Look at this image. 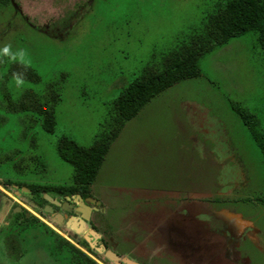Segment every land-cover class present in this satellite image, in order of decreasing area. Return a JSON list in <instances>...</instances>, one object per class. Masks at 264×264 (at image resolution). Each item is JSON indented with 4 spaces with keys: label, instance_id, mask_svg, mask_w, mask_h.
I'll return each instance as SVG.
<instances>
[{
    "label": "rangeland",
    "instance_id": "rangeland-1",
    "mask_svg": "<svg viewBox=\"0 0 264 264\" xmlns=\"http://www.w3.org/2000/svg\"><path fill=\"white\" fill-rule=\"evenodd\" d=\"M73 1L0 0V183L12 184L0 188V264H85L40 224L23 229L14 206L72 240L21 187L71 186L59 140L90 148L110 136L124 89L190 47L202 52L199 76L152 98L111 141L89 187L103 206L97 221L113 250L140 264H264L257 34L204 41L217 0Z\"/></svg>",
    "mask_w": 264,
    "mask_h": 264
},
{
    "label": "trees",
    "instance_id": "trees-1",
    "mask_svg": "<svg viewBox=\"0 0 264 264\" xmlns=\"http://www.w3.org/2000/svg\"><path fill=\"white\" fill-rule=\"evenodd\" d=\"M206 26L207 29L203 36L204 41L206 40L205 37H209V42L221 45L232 38L254 31L264 50V0H217L214 10L207 17ZM209 47L211 46H207L206 49ZM189 49L185 53L184 51L175 52L168 58L162 71L158 73L148 72L142 77L136 78L124 89L115 104L116 127L110 136L102 138L100 142L90 148L82 147L65 136L59 140L58 154L60 158L75 169L74 182L68 194L77 192L81 187L89 189L95 182L110 143L117 138L125 121L133 119L148 101L162 91L180 81L199 76L198 57L202 52L196 51L198 48L191 49L190 47ZM26 75L30 78L34 77L30 71ZM238 111L247 123L251 124L249 121L251 116L244 110L238 109ZM44 115L46 120L45 129L53 134L55 132L53 113L47 110ZM256 140L264 156V135H256ZM48 190V187L43 188V192ZM40 198L45 201L44 198ZM32 218L42 226V231L45 234L56 236L57 240L64 242L69 249L80 252L37 218ZM82 255L91 264H96L84 254Z\"/></svg>",
    "mask_w": 264,
    "mask_h": 264
},
{
    "label": "flooded vegetation",
    "instance_id": "flooded-vegetation-1",
    "mask_svg": "<svg viewBox=\"0 0 264 264\" xmlns=\"http://www.w3.org/2000/svg\"><path fill=\"white\" fill-rule=\"evenodd\" d=\"M10 1L16 3L17 0H10ZM76 1L78 2L86 1L89 4L92 2V0H74L73 2ZM11 185L12 184L3 185L0 183V188L6 190ZM44 187H48L49 190L47 192H43ZM71 187L72 186L54 187V186H41V185L31 184L29 187L22 186L21 190L23 191L27 189V191L29 192L28 194L32 199L31 201L33 202L32 204L34 208L38 209L42 215H44L58 228L62 229L63 231H68L69 235H71L72 237V240H70L69 237L62 234L61 232L59 233L63 235L62 239H64L65 241L67 242L72 241L69 243L80 252L73 251V249H69L64 242H63L64 244L63 247L64 248L66 247L73 257H77L78 258L77 261L79 260V262L82 261L85 264H91L90 261L82 255L84 254L94 262L97 260L99 264L101 263L100 261H98L97 257L101 259L103 258L104 261L114 262L115 264H140L132 260L128 256L117 254L113 250L114 245L112 238L108 236L107 231L101 230L102 229L100 228L101 224H99V222L97 221V218L100 217L99 215L103 213L102 212L103 206L99 200L94 198V196L90 192V189L81 187L77 190V192L68 194V191L69 189H71ZM16 194L19 193L16 192ZM46 194L49 195L57 203L46 200L45 199ZM40 197L44 198L45 201L41 200ZM7 204L8 202H6V206L8 207L9 205ZM47 206L51 207V212L45 211V208ZM11 210H12V214H18L21 217L24 227L23 229L25 228L27 229V227L29 228V226L37 227L39 225L32 218L35 216L31 215L32 216L31 219L28 210H26L25 208H22L20 206H14ZM71 219H76V221L74 220L72 224L79 225L81 221L84 222L86 232L92 230L96 232L99 236L95 237L89 234V236L86 237L85 233H78L76 230H74L72 227L69 226L68 223ZM40 229L42 230L41 227ZM9 232L10 230L7 233L9 237H11ZM52 237L56 239V242L59 243L61 242L57 240L56 236H52ZM73 240H76L79 246L76 244H72L74 243ZM108 253L114 254L115 255L114 259L109 258L107 256Z\"/></svg>",
    "mask_w": 264,
    "mask_h": 264
},
{
    "label": "water",
    "instance_id": "water-1",
    "mask_svg": "<svg viewBox=\"0 0 264 264\" xmlns=\"http://www.w3.org/2000/svg\"><path fill=\"white\" fill-rule=\"evenodd\" d=\"M27 190V189H26ZM45 199L46 200H48V201H52V202H54V203H57L55 200H53L49 195H45ZM45 211L46 212H51V207L50 206H47L46 208H45ZM76 221V219H71L70 221H69V226L70 227H72L74 230H76L78 233H85V236L86 237H88L89 236V234H91V235H93V236H95V237H98L99 235L96 233V232H94V231H92V230H90V231H88V232H86V230H85V223L84 222H80V226L78 225V224H72V222L73 221ZM107 256L109 257V258H111V259H114V257H115V255L114 254H111V253H108L107 254Z\"/></svg>",
    "mask_w": 264,
    "mask_h": 264
},
{
    "label": "clouds",
    "instance_id": "clouds-1",
    "mask_svg": "<svg viewBox=\"0 0 264 264\" xmlns=\"http://www.w3.org/2000/svg\"><path fill=\"white\" fill-rule=\"evenodd\" d=\"M3 51H4V52H7V51H8V48H7V47H5V48L3 49Z\"/></svg>",
    "mask_w": 264,
    "mask_h": 264
}]
</instances>
